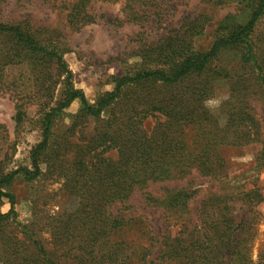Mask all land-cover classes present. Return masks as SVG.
Returning a JSON list of instances; mask_svg holds the SVG:
<instances>
[{
    "label": "trees",
    "instance_id": "trees-1",
    "mask_svg": "<svg viewBox=\"0 0 264 264\" xmlns=\"http://www.w3.org/2000/svg\"><path fill=\"white\" fill-rule=\"evenodd\" d=\"M185 1L0 4V92L14 101L15 131L31 107L40 130V141L29 152V167L0 169V200L6 198L10 205L0 213L2 264H264V246L252 258L262 189L208 190L194 211L190 200L198 189L166 188L162 199L152 193L156 184L185 178L191 179L187 185L196 178L220 184L227 178L223 147L252 154L255 173L264 168L263 122L255 109L264 108V59L252 38L264 0H238L250 12L247 21L233 27L221 23L211 47L201 52L192 40L202 33L205 18L184 19L178 28L167 29L174 6ZM97 2L123 3V19L105 21L111 26L135 23L144 31L153 25L167 34L153 43L141 39V62L112 77V91L90 104L74 89L63 56L67 31L79 32L105 18L90 10ZM21 6L64 13V28L19 15ZM227 50L237 55L232 71L219 63ZM216 80L227 82L229 94L213 111L207 103L215 96ZM74 101L80 103L74 123L56 135L54 122ZM148 118H156L150 130L144 127ZM88 119L93 125L86 133ZM6 134L0 124V142ZM43 175L62 180L67 202L52 214L33 210L31 221L21 224L14 197L4 188L17 177L31 182ZM136 200L162 206L169 219L175 216L173 223L156 236L135 232ZM172 227L177 228L173 234Z\"/></svg>",
    "mask_w": 264,
    "mask_h": 264
},
{
    "label": "rangeland",
    "instance_id": "rangeland-1",
    "mask_svg": "<svg viewBox=\"0 0 264 264\" xmlns=\"http://www.w3.org/2000/svg\"><path fill=\"white\" fill-rule=\"evenodd\" d=\"M9 1L10 7L18 4V0H0V4ZM121 2L116 4L93 3L90 10L96 15H104L103 20L89 24L79 32H70L65 37V54L63 56L69 70L72 72V85L80 90L87 101L93 104L96 99L105 92L112 91V77L121 75L125 69L139 64L141 60L137 53L139 46L144 43L156 42L167 31H162L157 26L149 25L144 31L135 23H124L119 27L105 23L108 19H123ZM249 10L238 0H229L227 3H216L215 0H186L184 4L174 6V11L169 19V28H178L185 21L202 17L207 20L201 34L194 36L193 48L199 52L207 51L214 39L215 30L221 23L230 27L244 24L249 17ZM19 15H31L40 19L51 28L62 30L64 28V13L49 8H34L21 6ZM253 41L257 47L260 59H264V13L257 21L253 34ZM237 55L232 50H227L219 55L220 64L232 71L236 67ZM214 98L207 105L214 111L220 102L229 94L228 84L225 80L213 82ZM59 95L57 91V96ZM256 113L263 122L264 108L255 106ZM80 110V103L74 101L56 119L53 126L54 133L65 132L74 123ZM27 119L20 130L14 128V101L6 93L0 92V124L4 125L7 134L5 141L0 142V169L8 171L17 167H29V152L40 141L38 116L34 107L27 111ZM156 123V118H148L144 121V127L150 130ZM92 119H88L86 133L92 128ZM220 154L227 164V178L220 184L208 179H195L196 182L187 185L190 178L172 183H159L152 186L155 197H164L163 189H188L196 191L190 200L191 211H194L200 203L203 192L212 189H224L227 193H238L248 189H262L264 191V168L255 173L253 170L252 154H242L240 149L223 147ZM111 155H114L111 153ZM14 197V210L16 220L21 224L31 221L33 210L41 213H55L60 211L67 202L66 195L62 191V180L43 175L38 179L28 182L17 177L11 184L4 188ZM135 206L134 217L135 232L149 231L152 235L164 232L168 223H173L174 217H168L162 206H147L144 202L133 201ZM160 205V204H159ZM6 198L0 200V213L9 210ZM255 211L257 213L254 225L255 238L252 242V258L255 260L258 252L264 246V202L260 203ZM176 227L170 228V233H175ZM133 232V233H135ZM43 237L49 238V234L43 231ZM132 236V235H130ZM0 264H2L0 262Z\"/></svg>",
    "mask_w": 264,
    "mask_h": 264
}]
</instances>
